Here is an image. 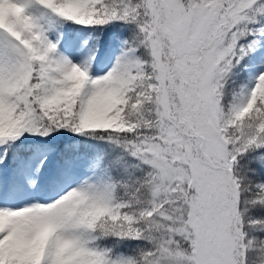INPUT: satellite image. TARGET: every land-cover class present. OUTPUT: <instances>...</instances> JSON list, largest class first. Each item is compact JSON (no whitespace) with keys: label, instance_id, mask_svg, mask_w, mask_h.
I'll use <instances>...</instances> for the list:
<instances>
[{"label":"snow or ice","instance_id":"1","mask_svg":"<svg viewBox=\"0 0 264 264\" xmlns=\"http://www.w3.org/2000/svg\"><path fill=\"white\" fill-rule=\"evenodd\" d=\"M0 264H264V0H0Z\"/></svg>","mask_w":264,"mask_h":264}]
</instances>
